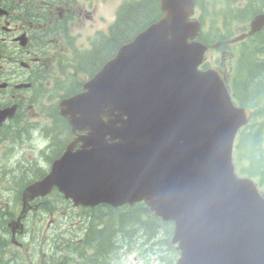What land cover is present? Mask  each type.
Returning <instances> with one entry per match:
<instances>
[{
	"label": "water",
	"instance_id": "water-1",
	"mask_svg": "<svg viewBox=\"0 0 264 264\" xmlns=\"http://www.w3.org/2000/svg\"><path fill=\"white\" fill-rule=\"evenodd\" d=\"M189 14L183 8L171 17L184 22ZM263 25L264 15L255 17L250 33ZM158 28L149 49L127 61L139 59L125 80L116 71L98 73L92 92L71 100L84 107L82 147L63 155L29 197L55 185L74 205L145 200L158 218L173 222L177 264H264V201L230 165L235 131L248 113L232 107L216 75L196 72L203 47H170ZM179 30L173 23V36Z\"/></svg>",
	"mask_w": 264,
	"mask_h": 264
},
{
	"label": "flooded vegetation",
	"instance_id": "flooded-vegetation-1",
	"mask_svg": "<svg viewBox=\"0 0 264 264\" xmlns=\"http://www.w3.org/2000/svg\"><path fill=\"white\" fill-rule=\"evenodd\" d=\"M81 26L79 13L71 0H45L42 8L25 0H0V111L12 110L9 119L0 121L2 173L13 176L33 166L26 164L25 167L24 156L18 162L14 153L20 143L35 155L37 109L44 91L40 71L61 57L66 42L64 35L57 31L62 28L79 31ZM64 32L66 38L79 41V36ZM21 34L27 38L26 48H18L13 42Z\"/></svg>",
	"mask_w": 264,
	"mask_h": 264
},
{
	"label": "trees",
	"instance_id": "trees-1",
	"mask_svg": "<svg viewBox=\"0 0 264 264\" xmlns=\"http://www.w3.org/2000/svg\"><path fill=\"white\" fill-rule=\"evenodd\" d=\"M157 0H144L143 2H141L138 5H133L130 9H129V14L126 16L125 20L122 23L121 29L118 33H117V37L116 39H119L122 36H125L127 34V32H129L132 28H140L142 27L147 20V23L149 21H151L152 17L155 16L153 12L157 11L156 8V2ZM256 0H253L252 4L256 5ZM253 9V7L251 8ZM250 10H248V8L244 11L239 10L236 14L233 12H229L230 14L233 13V15L231 14L230 17L233 19H237L240 16L243 15V18L245 16L248 15ZM127 12V13H128ZM230 18V19H231ZM144 21V22H143ZM143 22V23H142ZM142 23V24H141ZM229 33V32H228ZM113 42H109L108 46L105 48L106 51L111 50V48L113 47ZM262 53H264V48L262 49ZM102 53H96L94 55L90 56V59L88 60V62H92L95 60L96 57H102L103 55H101ZM93 57V58H92ZM89 58V57H88ZM87 62V63H88ZM254 63L256 64L255 66H252V70H251V77L249 80V86H250V93H253L252 95H254V93H256L257 91L260 90V86L264 83V69H262L264 67V60L261 62H258L257 56L254 57ZM95 65V64H93ZM254 68V69H253ZM253 73V74H252ZM262 74V75H261ZM260 87V88H258ZM140 218H146L145 224H143L140 220ZM100 221V220H99ZM113 221H115V229L112 228V226H107L106 229H103L102 232H105V235L107 234L108 236L111 237V232H109L108 230H113L115 232V242L118 243L119 241V237L116 234V231H118L119 233L122 232V226L123 225H130L131 228H135V227H140L139 233L144 234V237H146V239H151L156 237L158 234L160 235L161 233V229H163L165 231V234L168 235L171 231V227L169 224H163L162 222H160L159 220H156L154 217H152L147 208L144 205H134L133 207H127L126 211H117L115 210V214L113 217ZM133 230L130 229L128 232L126 233H130ZM94 233V232H93ZM124 233V232H123ZM165 238V237H164ZM94 241H98V238H93L90 239V242H94ZM162 242V240H161ZM65 244L66 247L72 246V244L69 241L66 242H62ZM165 244H167L166 242H164ZM117 249V245L115 244V250ZM116 252V251H115ZM73 257L75 259L78 260V262L76 264H82L81 263V256L78 254V252H76L75 250L72 251ZM117 256V254H115V257Z\"/></svg>",
	"mask_w": 264,
	"mask_h": 264
},
{
	"label": "rangeland",
	"instance_id": "rangeland-1",
	"mask_svg": "<svg viewBox=\"0 0 264 264\" xmlns=\"http://www.w3.org/2000/svg\"><path fill=\"white\" fill-rule=\"evenodd\" d=\"M119 1L120 0H101L102 4L100 6H102L103 4H106V5L110 6L111 7L110 8V12L112 14V11H113L112 10V7L114 8ZM111 22H112V16L109 15L108 18H107V24H108L107 27L110 26L111 24H113ZM242 25H243V23L238 25L239 30L241 29L240 31H242L246 27L247 24L244 27H241ZM209 28H210L209 23H205L204 24V27H203V30L208 31ZM88 33H90V30L88 31ZM91 33H92V31H91ZM237 35H238V33L235 34V35H233V37L231 36V39L234 38ZM231 51L232 50H229V51L226 50V52H225L226 56H229V54L232 53ZM208 58H209V61L213 64L214 61L212 60L211 56L210 57L208 56ZM228 65H229L228 63L225 64V66L227 68H228ZM247 75L248 74L245 73L244 79L247 77ZM262 76H264V75H262ZM244 170H245V172L247 174H250V175H256L257 174V170L255 168L245 167ZM2 174H6V173H2ZM18 180L20 182H23V181H25V177L22 176V177L18 178ZM53 200L55 201V211H54V217L55 218L58 217V214H56L55 212H58V211L59 212L66 211L68 213V215L71 216L72 231H76L73 228V224H79V225L82 226V222L80 220H82L83 212H81L80 209L74 208L71 205L66 204L65 202H63L62 200H60L56 196L54 197ZM112 214L113 213H111L110 216ZM87 216L88 215H86V217ZM42 219L44 220L43 226L46 229L47 222L50 221V218H49L48 214L42 215ZM65 219H66L65 217H61L60 218V221H59V218H57V222H63V221H65ZM34 221H35L34 218H32V220L27 225V229L29 231H31L33 227H36L34 225L35 224ZM115 227L116 226H114L113 229H115ZM99 228H102V226H99L98 229ZM116 229H117V227H116ZM39 231L40 232H43L41 230H39ZM108 231L111 232V238H110V240L111 239H115V232L113 230H111V231L108 230ZM77 233H78V231H77ZM116 234H117V236H119L120 233L118 231H116ZM160 238H162V236L158 234L156 237L149 239V243H152L155 240H159ZM160 242H161V240H160ZM3 248H4V245H3L2 242H0V252L3 250ZM115 264H160V260H159V258H154V257H149V256L142 257V256L138 255L136 252H130V253L126 254V255L121 256L120 257V260L117 263H115Z\"/></svg>",
	"mask_w": 264,
	"mask_h": 264
},
{
	"label": "bare ground",
	"instance_id": "bare-ground-1",
	"mask_svg": "<svg viewBox=\"0 0 264 264\" xmlns=\"http://www.w3.org/2000/svg\"><path fill=\"white\" fill-rule=\"evenodd\" d=\"M20 177H22V176H20ZM20 177H18V178H20ZM25 177V180L27 179V176H24ZM24 182V181H23ZM103 230V229H102ZM102 230H100V233H101V241L98 243V245H97V247L103 252L104 250H102V248L104 247L103 246V244L106 242V241H108V240H110V236H108L107 234L105 235V232H102Z\"/></svg>",
	"mask_w": 264,
	"mask_h": 264
}]
</instances>
